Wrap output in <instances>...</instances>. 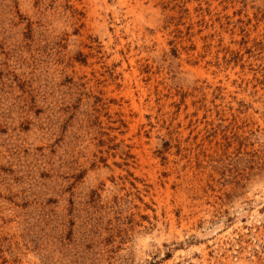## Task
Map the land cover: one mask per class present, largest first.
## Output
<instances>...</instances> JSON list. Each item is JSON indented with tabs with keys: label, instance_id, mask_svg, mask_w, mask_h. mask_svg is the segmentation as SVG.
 <instances>
[{
	"label": "rangeland",
	"instance_id": "obj_1",
	"mask_svg": "<svg viewBox=\"0 0 264 264\" xmlns=\"http://www.w3.org/2000/svg\"><path fill=\"white\" fill-rule=\"evenodd\" d=\"M0 264H264V0H0Z\"/></svg>",
	"mask_w": 264,
	"mask_h": 264
}]
</instances>
